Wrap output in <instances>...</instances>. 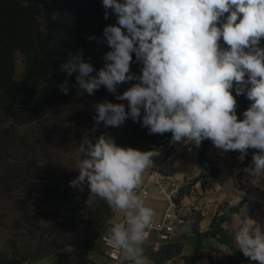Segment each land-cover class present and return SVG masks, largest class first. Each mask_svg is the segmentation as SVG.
I'll use <instances>...</instances> for the list:
<instances>
[{
  "label": "clouds",
  "instance_id": "1",
  "mask_svg": "<svg viewBox=\"0 0 264 264\" xmlns=\"http://www.w3.org/2000/svg\"><path fill=\"white\" fill-rule=\"evenodd\" d=\"M28 2L24 0L25 7ZM102 6L105 19L109 9L117 17L115 25L103 29L111 49L104 66L92 75L93 65L81 51L61 70L68 76L78 73L76 84L89 95L104 86L117 100H126L129 110L123 103L95 104L91 131L101 123L120 127L128 118L140 122L143 109L141 126L149 134L171 133L170 144L198 147L210 140L221 154L239 152L240 162L249 149L257 150L243 171L264 176V0H102ZM133 53L142 64L140 75L130 72ZM133 80L137 83L117 93L118 85ZM58 87L68 94L67 80ZM240 95L251 102L243 120L236 114ZM78 152L84 158L78 160L79 175L70 186L82 193L86 184L91 196L124 217L123 222H108L113 258L122 256V264H149L144 245L157 212L147 203V192L137 190L160 152L121 147L106 134L95 140L85 136ZM231 217L239 225L234 237L238 249L264 264V226L236 212Z\"/></svg>",
  "mask_w": 264,
  "mask_h": 264
},
{
  "label": "trees",
  "instance_id": "2",
  "mask_svg": "<svg viewBox=\"0 0 264 264\" xmlns=\"http://www.w3.org/2000/svg\"><path fill=\"white\" fill-rule=\"evenodd\" d=\"M105 9L102 0H29L24 6V0H0V151H8L17 146L27 145L28 139L22 136L23 127L33 125L43 128L52 112L67 102L71 95L84 92L76 84V75L72 76L61 70V64L68 61L70 56L83 52V60L93 65L95 75L105 61L104 55L111 49L103 37V29L108 25H115L116 15L109 9V18H104ZM53 14L56 18L53 19ZM94 36L97 39L88 40ZM100 41V42H98ZM222 48H227L223 40ZM264 47V39L261 40ZM17 52L23 54L24 69L18 74ZM134 70L141 71L142 64L138 62L133 53ZM65 80L68 82L69 92L65 95L58 85ZM235 96V87L232 89ZM86 94V92H84ZM84 99L88 96H83ZM236 114L238 120H243V113L250 106L246 95L236 97ZM141 121L126 119L120 127H109L112 137L127 141V147L141 151L170 143L171 133L149 134ZM175 144H171L173 147ZM210 140L202 141L199 149V158L212 160ZM255 149H249L245 160L252 163ZM240 155L239 152H233ZM218 168L214 165L211 176L217 175ZM201 176L182 185L176 201L181 203L185 194L190 192L194 182ZM100 205L92 211L86 219L85 228L75 227L73 233H68L62 241L54 239L48 246L39 248L40 253L33 256L9 255L0 252V264H24L26 261L42 260L50 257L55 250L75 243L85 247L99 239L108 229L109 221L114 213L107 204L100 199ZM243 201L235 204L225 203L222 212L217 213L211 220L208 229L200 230V218L193 223L197 235L216 237L220 242L228 245V251L216 249L213 255L209 250H200L193 254H183L182 247L176 243L163 245L151 257L160 262L159 255L163 250L178 249L170 258L182 259L186 264H194L200 259L207 258L210 264H238L245 257L235 243V233L229 223L233 220L232 212L240 213ZM75 233V234H74ZM77 236V240L74 237ZM56 244V245H55ZM251 261V260H250Z\"/></svg>",
  "mask_w": 264,
  "mask_h": 264
},
{
  "label": "rangeland",
  "instance_id": "3",
  "mask_svg": "<svg viewBox=\"0 0 264 264\" xmlns=\"http://www.w3.org/2000/svg\"><path fill=\"white\" fill-rule=\"evenodd\" d=\"M17 56L20 75L24 69L23 54L17 52ZM134 64L131 63L130 72L140 75L141 71L133 69ZM134 83L137 81L118 85L117 93L122 94ZM71 96L52 112L43 128L37 125L21 128L22 136L28 139L27 145L18 143L8 151H0L1 253L33 256L40 253L39 248L44 245L49 247L48 242L62 241L75 227L79 235L86 219L100 205V198L91 196L86 184L82 193L70 186V181L79 175L77 162L84 158L78 149L85 136L93 140L101 134L112 136L103 123L97 126L95 133L91 131L95 124V104L123 103L128 111V102L117 100L104 86L93 95L79 92ZM115 142L127 147L126 140L117 138ZM75 238L77 240V236ZM152 242L151 238L145 243ZM102 247L97 238L88 247L75 243L58 248L51 256L102 253Z\"/></svg>",
  "mask_w": 264,
  "mask_h": 264
},
{
  "label": "crops",
  "instance_id": "4",
  "mask_svg": "<svg viewBox=\"0 0 264 264\" xmlns=\"http://www.w3.org/2000/svg\"><path fill=\"white\" fill-rule=\"evenodd\" d=\"M171 148V144L165 143L153 149L160 152V155L153 158V161L162 158ZM152 149V150H153ZM210 156L214 165L218 168L217 175L207 178L210 183V189L205 185V179L200 177L194 182L192 187L198 192L197 197H193L187 193L182 198V206L185 212H191L198 204L202 205L210 203L215 207H222L225 203L235 204L243 201L242 208L239 215L241 217L249 216L264 226V176H252L245 173L243 169L250 166L247 160L240 162L238 156L232 151L221 154L220 150L212 146ZM149 170L145 172L144 180L148 175ZM172 172L177 181L181 183L190 182L199 176L198 159L192 155H187L172 164ZM147 203L153 207L157 212L159 219L162 217L166 207L167 199L160 194L156 188L153 189ZM123 218V214L114 213L111 221L118 222ZM213 217L200 218V230L209 228ZM208 219L207 224L205 221ZM231 230L236 233L239 225L235 221L229 223ZM153 239L152 244L144 245L145 254L148 256L149 264H163L154 260L151 257L154 244L158 239L157 232H153L149 239ZM147 239V240H149ZM173 243L182 247L183 254H193L200 250H209L213 255L216 254V249L228 251L227 244L222 243L216 237H204L197 235L193 229V225H185L179 228L176 232ZM103 249V250H102ZM102 253H86L80 255H70L68 253L57 256H50L48 258L39 260L32 264H112V261L106 254L105 248L102 247ZM210 264L209 259L203 258L194 264ZM174 264H186L182 259H176ZM238 264H258V262L243 260Z\"/></svg>",
  "mask_w": 264,
  "mask_h": 264
},
{
  "label": "built area",
  "instance_id": "5",
  "mask_svg": "<svg viewBox=\"0 0 264 264\" xmlns=\"http://www.w3.org/2000/svg\"><path fill=\"white\" fill-rule=\"evenodd\" d=\"M201 145L202 142L198 147L192 143H176L162 158L153 161L154 167L149 169L142 188L137 190L138 192H147L148 199L153 189L156 188L157 191L167 199V207L162 217L155 219L153 227L149 230L150 235L148 239L152 236L153 232H157L158 235L152 253H157L165 244L173 243L176 232L179 228H182L185 225H193L197 218L214 217L217 213L222 212L221 207H215L210 203H205L199 206L195 203L197 206L193 208L194 210L191 212H185L183 210L182 202L178 203L176 201L181 186L187 182L181 183L176 180L172 172V164L184 156L192 155L198 159L199 175L205 179L206 187L208 189L211 187L207 178L211 176L213 162L208 159L199 158V149ZM189 193L193 197L198 196V192L194 187H191ZM123 219L124 217L118 222H123ZM107 235L108 233L106 230L99 238V241L105 248L106 254L112 261V264H122V256L117 255L116 258H113L115 250L107 243ZM175 260V258H169L165 260L163 264H174Z\"/></svg>",
  "mask_w": 264,
  "mask_h": 264
},
{
  "label": "water",
  "instance_id": "6",
  "mask_svg": "<svg viewBox=\"0 0 264 264\" xmlns=\"http://www.w3.org/2000/svg\"><path fill=\"white\" fill-rule=\"evenodd\" d=\"M178 249H173V250H163L160 255H159V260L161 263H163L165 260L169 259L170 256L174 253L177 252Z\"/></svg>",
  "mask_w": 264,
  "mask_h": 264
}]
</instances>
